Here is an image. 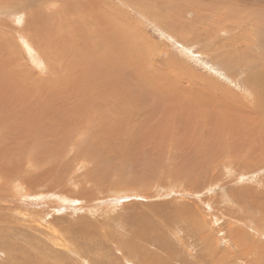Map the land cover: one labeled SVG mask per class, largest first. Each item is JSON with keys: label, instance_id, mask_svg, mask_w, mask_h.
<instances>
[{"label": "rangeland", "instance_id": "1", "mask_svg": "<svg viewBox=\"0 0 264 264\" xmlns=\"http://www.w3.org/2000/svg\"><path fill=\"white\" fill-rule=\"evenodd\" d=\"M16 1L0 0V97H16L20 127L23 124L29 126L33 114L44 113L50 115L48 119L57 127V132L66 135L58 140L51 133L47 135L45 130L32 131L38 132L40 142L45 143L46 151L50 153L40 156L37 167L30 168L23 160L18 175L15 174L13 184L17 196L14 195L5 205L12 207V212L0 208L1 247L7 250L10 241L34 246L35 252L42 255V264H86L87 259L94 264H181L183 261L185 264H203L204 261L207 264H264V123L259 116L261 111L264 115V103L256 108L262 91L252 82L254 74L264 79V26L257 23L264 17V0H58L57 7L44 12V15L51 14V21L43 22L47 18H42V28L38 23L34 25L35 19L20 11L22 7L19 0ZM25 1L38 6L44 0ZM142 1L147 7L151 5L153 11L146 9ZM219 4H227L229 10H239L218 11L214 6L220 9ZM196 6L201 8L200 12ZM14 7L19 9L17 17L12 13ZM212 7L215 11L210 10ZM247 15L254 22L247 20ZM216 20L217 23L213 22ZM48 24L51 28L47 33L45 26ZM242 24H246L247 29L257 24V31L246 37L247 29L240 27ZM22 32L28 34L36 49L33 35L39 41L47 38L46 47L52 49L49 59L38 49L42 54V63H38L40 60L27 50ZM39 33H42L41 37ZM244 43L249 46L246 50ZM260 53L262 61L257 58ZM16 83L21 84V88L18 86L14 90ZM107 90H112L113 96L108 100L112 112L105 108L107 100L99 107L87 103L90 99L97 102L95 93ZM85 95L86 101L83 100ZM125 96L134 104H124L127 102ZM80 100L88 105L78 103ZM98 114L99 118L96 117ZM116 126L124 127L116 131L133 136L125 134L123 139L117 135L115 140L112 139ZM96 129L101 141L94 138L85 144L74 145L65 140L76 131L90 133ZM106 129L110 131L107 130L108 137ZM20 131H23L20 137L23 147L17 145L20 150H27L31 143L25 129ZM210 133L216 136L226 153L225 143H229L227 146L235 147V150L243 147L245 150L242 151L246 153L247 150L253 160L245 161L243 155L231 160L227 155L225 160L232 164L223 167L211 152L203 156L192 149L193 155L185 154V140L192 143L203 141ZM179 138L183 141V150L176 146ZM205 140L209 142V138ZM3 142L0 146L6 145ZM200 158L204 159L203 166L199 162L195 166L190 164L193 159L200 161ZM56 164L61 167L58 169ZM194 167L197 176L184 181L182 175L188 177ZM116 189L122 190L127 197L114 202V197L119 194ZM67 193L80 200L64 203L60 197L67 196ZM62 204L67 207L62 208ZM85 204L91 205L85 207ZM194 207L202 212L195 213ZM18 211L24 213L17 214ZM179 212L186 213L187 217L178 218ZM197 215L207 218L210 223H199ZM9 216L13 220H24L17 223ZM215 217H220L221 224H215ZM32 219L33 224L37 223L35 229L30 228V223L24 224ZM108 219L114 229L123 232L120 236L132 245L130 254H124L121 247L118 249L108 237L98 233V226L109 222ZM145 223L152 225H148V232L144 231L150 241L146 236L141 238L136 230L138 225ZM240 231L244 235L240 236L241 246L232 248L231 244ZM106 232L112 233V230ZM118 234L113 232L112 236ZM16 252L15 258L20 259L22 253L20 256L19 251ZM7 255L8 252L5 255L0 250V264L13 263V260H7Z\"/></svg>", "mask_w": 264, "mask_h": 264}, {"label": "bare ground", "instance_id": "2", "mask_svg": "<svg viewBox=\"0 0 264 264\" xmlns=\"http://www.w3.org/2000/svg\"><path fill=\"white\" fill-rule=\"evenodd\" d=\"M15 1V3L17 2L16 0H14ZM47 1H49V2H47ZM19 5L22 7V8H19L20 9V11H23V12H25L26 14H28V17H31L32 19H35V21H34V25L35 24H39V28L41 27L42 28V23H40V22H42L41 20H43L44 19V17H46L47 19H45L43 22H50L51 20V14H48V15H44V12H46L47 11V13L48 12H50V11H52V8H54V7H57V4H60V3H58V0H44L43 2H42V4H40V5H38V6H32V5H29V3L28 2H26L25 0H19ZM211 3V2H210ZM233 3V2H232ZM142 4L144 5V7L146 8V9H148L149 11H153L152 10V8H151V5H150V7H147L146 6V3H144L143 1H142ZM236 4V3H235ZM242 4V3H241ZM249 4V3H248ZM247 4V5H248ZM258 4V3H257ZM220 5V4H219ZM243 5L244 6H246V4L245 3H243ZM228 5L227 4H224V5H220V9L218 8V6L217 5H215L214 6V8H217L216 10H224V12L225 13H228V12H226V11H234V10H239V9H236V8H230V10L228 9V7H227ZM231 6H233V5H231ZM237 6H239V4L237 5ZM241 6V5H240ZM243 6V7H244ZM256 6V5H255ZM189 7V6H188ZM199 7V6H198ZM242 7V6H241ZM249 7V6H248ZM257 7H258V5H257ZM210 8V7H209ZM214 8L212 7L210 10L211 11H215L214 10ZM245 8V7H244ZM253 8V7H252ZM19 9H17L16 7H14V10H13V14L15 13V15H16V17L18 16L17 15V12H19ZM195 9V8H194ZM196 9H197V12H200V9L199 8H197V6H196ZM195 9V10H196ZM250 9V8H249ZM50 10V11H49ZM189 10V9H188ZM202 10H204L203 8H202ZM252 10H255V8H253ZM210 11V12H211ZM204 12V11H203ZM248 12H249V10H248ZM252 12V11H251ZM0 13H1V10H0ZM205 13V12H204ZM214 13V12H213ZM235 13V12H234ZM234 13H231V14H234ZM252 13H254V14H258V12L257 11H253ZM262 14H263V12H261ZM260 13V14H261ZM53 14V13H52ZM231 14H229V15H231ZM240 14V13H239ZM259 14V15H260ZM251 15V14H250ZM250 15H247V18H248V16H250ZM186 16V15H185ZM180 17V16H179ZM184 17V16H183ZM209 18H211L210 16H208ZM214 17V16H213ZM228 17H230V16H228ZM227 17V18H228ZM43 18V19H42ZM215 18V17H214ZM217 18V17H216ZM225 19H227L226 17H224ZM242 18V17H241ZM250 18V17H249ZM247 19V20H250V22H254V21H252L251 19ZM252 18V17H251ZM256 18V17H255ZM263 18L264 17H261V19L257 22V23H259V24H261V25H263L264 26V20H263ZM203 20H204V18H203ZM215 20V19H214ZM235 20H238V19H235ZM246 20V22H249V21H247ZM254 20V19H253ZM219 21V20H218ZM244 21H245V19H244ZM244 21H242V23L244 22ZM256 21V20H255ZM213 22H216L217 23V20L216 21H213ZM212 22V23H213ZM237 22V21H236ZM241 23V22H240ZM245 23V22H244ZM222 24V23H221ZM247 25H249V23H246ZM246 24H242V26H240V27H246ZM49 25V24H48ZM45 26V29H46V32L48 33V30L51 28V26L49 25V26ZM214 25H216V24H214ZM52 26L54 27L55 26V24L53 23L52 24ZM209 26V25H208ZM220 26V25H219ZM224 26H226V25H224ZM236 26H237V24H236ZM197 27V26H196ZM217 27V25L215 26V28ZM221 27V26H220ZM223 27V26H222ZM221 27V28H222ZM229 27H231V26H229ZM229 27H227V28H229ZM257 27H258V25L257 24H255V27L254 28H249V29H247L248 27H246V28H244V29H247V34L245 35L246 37H250L251 35H253L252 34V32L254 31V32H256L257 31ZM38 27L36 26V29H37ZM203 28V27H202ZM214 28V27H213ZM226 28V27H225ZM234 29H236V28H234ZM233 29H231V31H232ZM18 31V30H17ZM50 31V30H49ZM198 31V30H197ZM214 31V30H213ZM217 31H218V29H217ZM220 31H222V30H220ZM227 31V30H226ZM225 31V32H226ZM262 31H263V29H262ZM55 32V31H54ZM53 32V33H54ZM57 32V31H56ZM235 32H237V30L236 31H233L232 32V34H235ZM27 33H29V31L27 32ZM262 33V32H261ZM58 33H54V35L55 36H57V37H59V35H57ZM230 34V33H229ZM62 35V34H61ZM22 36H23V38H24V41L26 42V45H28V49L27 50H29V52L31 53V55H35L34 57H35V59L36 60H40V61H38V63H42V54H40L39 53V50H42V51H44V53H45V55L48 57V59H49V57H50V52L52 51V49L50 50L48 47H46V41H47V38L45 39V41H39L36 37H35V35H33V37H32V41H35L37 44V48L39 49H36L35 48V46H34V44L31 42V40H30V37L28 36V34H26L25 32H22ZM39 36L41 37L42 36V33H39ZM229 36H231V35H229ZM211 38V37H210ZM243 38V37H242ZM242 38H239V39H242ZM258 38V37H257ZM233 39H235V37L233 38ZM256 39V38H255ZM221 40V39H220ZM236 40V39H235ZM228 41V40H227ZM255 41V40H254ZM261 41V40H260ZM24 42V43H25ZM230 42V41H229ZM223 43V42H222ZM232 43V42H231ZM204 44V43H203ZM227 44V43H226ZM225 44V45H226ZM255 44H257V43H255ZM264 44V43H263ZM43 45V46H42ZM49 45H51V44H49ZM55 45V44H54ZM56 45H58V44H56ZM217 45V44H216ZM240 45V44H239ZM243 45V44H242ZM244 45L245 46H247V43H244ZM189 47V46H188ZM208 47V46H207ZM42 48V49H41ZM52 48V47H51ZM227 48V47H226ZM232 48V47H231ZM244 48V47H243ZM243 48H241V49H243ZM249 48V46H247V47H245V50L246 49H248ZM233 49V48H232ZM235 49V48H234ZM238 49H239V47H238ZM231 50V49H230ZM229 50V51H230ZM243 51V50H242ZM248 51V50H247ZM56 52V51H55ZM58 52H60L59 50H58ZM232 52V51H231ZM42 53V52H41ZM233 53V52H232ZM250 53H251V50H250ZM255 53V52H254ZM253 53V54H254ZM226 55H228V53H226ZM240 55V54H239ZM229 56H231V55H229ZM233 56V55H232ZM235 56V55H234ZM249 56V55H248ZM253 56V55H252ZM263 55L260 53V54H258V57H257V55H256V57L257 58H259L260 59V61H262V57ZM255 57V58H256ZM64 58V57H63ZM231 58V57H230ZM223 59H225L224 57H223ZM234 59H236V56L234 57ZM264 59V58H263ZM46 60H47V58H46ZM255 60V59H254ZM233 61V60H232ZM66 62V61H65ZM256 62V61H255ZM60 64V63H59ZM63 64V63H62ZM263 61H262V67H263ZM39 65V64H38ZM43 65V64H42ZM60 66H62L61 64H60ZM75 66V65H74ZM72 67V66H71ZM74 68V67H73ZM78 68V67H77ZM254 70V69H253ZM264 71V70H263ZM261 72V71H260ZM263 74H264V72H263ZM18 75V74H17ZM250 75H252V74H250ZM21 76V75H20ZM23 76V75H22ZM60 77V76H59ZM8 78V77H7ZM18 78V77H17ZM95 79V78H94ZM98 79V78H97ZM251 79V78H250ZM14 80V79H13ZM15 80H16V78H15ZM14 80V81H15ZM21 80V79H20ZM19 80V81H20ZM43 80V79H42ZM100 80H101V78H100ZM103 80V79H102ZM101 80V81H102ZM5 81V80H4ZM30 81L31 80H29L28 82L30 83ZM57 82V81H56ZM108 82V81H107ZM252 82H253V84H256V85H258L259 86V88H260V90L262 91L261 93H259V102H258V105L256 106L255 104V106H256V108L258 107V106H262V104L264 103V79H263V77H262V79H260L259 77L257 78L256 77V75L254 74L253 75V79H252ZM18 83V82H17ZM16 83V87L14 88V90L18 87V86H20V88H21V84L19 85V84H17ZM45 83V82H44ZM49 83V82H48ZM76 83V82H75ZM15 83H13V85H14ZM46 84H47V82H46ZM97 84H98V82H97ZM36 85V84H35ZM34 85V86H35ZM99 85V84H98ZM109 85H111V84H109ZM33 86V87H34ZM106 86V85H105ZM104 86V87H105ZM121 86V85H120ZM47 87H48V85H47ZM115 87V86H114ZM35 88H37V86L35 87ZM43 88H44V86H43ZM42 88V89H43ZM33 89V88H32ZM39 89V88H38ZM251 88H250V86H249V90H250ZM45 90V89H44ZM46 90H48L47 88H46ZM78 90V89H77ZM251 91H253V90H251ZM41 92V91H40ZM17 94V92L15 91L14 92V94ZM20 93L21 92H19V95H20ZM47 93V92H46ZM27 94H29V93H27ZM32 94V93H31ZM111 94H112V90L110 91V90H107V91H103V92H96L95 93V99H98V101L97 102H94V101H92L91 99H90V101H88L87 103L88 104H92L93 106H97V107H99L100 106V104H102V105H104L105 103H101V102H103V101H105V100H110V98H112V96H111ZM115 94V93H114ZM5 95V94H4ZM18 95V96H19ZM118 95H119V93H118ZM17 96V98H20V97H18ZM33 96V95H32ZM120 96V95H119ZM122 96V95H121ZM136 96V95H135ZM27 97V96H26ZM79 97V96H78ZM92 97V96H91ZM145 97V96H144ZM27 98H29V97H27ZM103 98V99H102ZM125 98H126V96H125ZM43 99V98H42ZM46 99V98H45ZM122 99V98H121ZM127 99V102L126 103H124V104H134V103H132L133 102V100H131V101H128L129 99H131L130 97L128 98H126ZM83 100L84 101H86V95L83 97ZM83 100H80L78 103H80V104H83V105H88L87 103H85ZM120 100V99H119ZM15 101H16V97L15 96H12V95H6V96H3L2 98L0 97V126H2L1 128H0V144L3 142V140L5 139V141L4 142H6V147L5 146H0V208H4V210L6 209V210H8V211H10V212H12L11 210H12V207H5V205H6V202L9 200V203H10V199H12V197H15V196H17V193L16 192H14V189H15V186H14V181H15V179H16V177L17 176H15V174L16 175H18V171H19V167H21V165L23 164L22 163V161L24 160V161H26V162H28V164H29V166H30V168H32V167H37L38 166V163H37V161H39V160H41L40 159V156L41 155H47V154H49L50 153V151H46L47 149H46V145H45V143H41L40 142V137H39V135H38V132H32L33 130L35 131V130H37L38 128V130H45V132H46V134L47 135H50V133L56 138V139H62L63 137H65V133L64 132H57V127H55V126H53V124L50 122V119H48L49 117H50V115H46V114H44V113H35V114H33V117L31 118V120H30V125L29 126H26V124L24 125H22V127H20V124H19V117H18V113H17V109H16V105H15ZM255 101V100H254ZM51 102V101H50ZM49 101H48V103H50ZM124 102V101H123ZM142 102V101H141ZM254 103H257L256 101L254 102ZM34 104H36V103H34ZM109 104H110V102L108 101V104L107 105H105V108H108L109 109V111H111L112 112V107H111V105L109 106ZM142 104V103H141ZM114 105V104H113ZM121 105V104H120ZM35 106V105H34ZM109 106V107H108ZM128 106V105H127ZM145 106V105H144ZM39 107V106H38ZM114 107V106H113ZM117 108H119V107H117ZM116 108V109H117ZM126 108V107H125ZM263 107H261L260 109H262ZM36 109V108H35ZM39 109H40V107H39ZM66 109V108H65ZM130 109V108H129ZM100 110H101V108H100ZM106 110V109H105ZM36 111H38V110H36ZM35 111V112H36ZM73 111V110H72ZM243 111V110H242ZM251 111V110H250ZM7 112V114H6V116H3V114H5ZM70 112V111H69ZM97 112V111H96ZM262 112V111H261ZM260 112V117H261V119H262V121L261 122H263L264 123V115H262L263 113H261ZM46 113H47V111H46ZM79 113V112H78ZM154 113V112H153ZM254 113V112H253ZM100 114V113H99ZM99 114L98 115H96V117L97 118H99L100 116H99ZM221 114V113H220ZM74 115V114H73ZM22 116V115H21ZM64 116V115H63ZM99 116V117H98ZM106 116V115H105ZM259 116H255V119H258L259 118ZM258 117V118H257ZM92 118V117H91ZM17 119H18V121H17ZM22 119H24V116H22ZM255 119L253 120V121H255ZM260 119V118H259ZM99 120V119H98ZM82 121H84V120H82ZM90 121H93V120H90ZM89 121V122H90ZM260 121V120H259ZM17 122H18V124H17ZM94 122V121H93ZM24 123V122H23ZM62 123V122H61ZM66 123V122H65ZM92 123V122H91ZM97 124H98V122H96ZM100 123H102V122H100ZM78 124H81V123H78ZM102 124H104V123H102ZM114 124V123H113ZM260 124V123H259ZM262 124V123H261ZM62 125V124H61ZM66 125V124H65ZM70 125V124H69ZM99 125V124H98ZM253 125V124H252ZM26 126V127H25ZM72 126V125H71ZM102 126V125H101ZM255 126V125H254ZM82 127H83V125H82ZM87 128H88V125L86 126ZM96 127V126H95ZM105 127V126H104ZM256 127V126H255ZM263 127H264V125H263ZM263 127H262V129H263ZM25 129V135L27 134V140L31 143V148H29V149H22V150H20L21 149V147L20 146H22L23 147V144L21 143V139H20V137H21V133L23 132V131H20V129ZM52 128V129H51ZM62 128H63V126H62ZM76 128V127H75ZM92 128V127H91ZM97 128H99V127H97ZM112 128H114V126L112 127ZM123 128L124 127H117L116 126V129H113L114 130V132L115 133H113V136H115L114 138L112 137V139H116L119 135H121V136H123V139L125 138V134L126 135H128V136H130V137H132L133 135L131 134V133H128V132H125V131H121V132H119V131H116V130H123ZM151 128V127H150ZM149 128V129H150ZM28 129V130H27ZM69 129V128H68ZM89 129V128H88ZM101 129H104V128H102L101 127ZM153 129H154V127H153ZM190 129V128H189ZM216 129V128H215ZM260 129V128H259ZM37 130V131H38ZM107 130L109 131V129H106V131H105V135L107 134ZM112 130V131H113ZM128 130H130V129H128ZM157 130H158V128H157ZM201 130V129H200ZM70 131V130H69ZM98 129H96V130H92V131H89L90 133H88V131H76V134H73L72 136L69 134L66 138H65V140H67L68 142H72L71 144H73L74 143V145L76 144H79V143H84L85 144V142H87V141H89V140H92V139H94V138H96L95 140L96 141H101V137H98V135L100 134H98ZM146 131V130H145ZM195 131V130H194ZM261 131V130H260ZM110 132V131H109ZM154 132V131H153ZM181 132V131H180ZM198 132V131H197ZM220 132V131H219ZM72 133H75L74 131H72ZM71 133V134H72ZM101 133H103V132H101ZM142 133V132H141ZM191 133V132H190ZM204 133V132H203ZM4 134H5V136H6V138L4 137ZM46 134L44 133V139H45V141L47 142L48 141V137L46 136ZM136 134H137V132H136ZM148 134V133H147ZM153 134V133H152ZM215 134V133H214ZM118 135V136H117ZM139 135V134H138ZM141 135V134H140ZM177 135H179V137H180V133L178 134L177 133ZM242 135V134H241ZM249 135V134H248ZM264 135V134H263ZM103 136V135H102ZM107 136V135H106ZM106 136H105V138H106ZM188 136H190V135H188ZM196 136H198V135H195V137ZM199 136H201V135H199ZM220 136V135H219ZM238 136V135H237ZM108 137V136H107ZM144 137V136H143ZM148 137V136H147ZM157 137H159V136H157ZM160 137H161V135H160ZM195 137H193V138H195ZM201 137H203V136H201ZM205 137V136H204ZM215 137L216 136H212L211 135V133H210V135H208L206 138L208 139L209 138V142L208 143H206V141L207 140H203V141H200L199 140V142H194V143H192L190 140L188 141V140H185L184 141V143H183V141L182 140H180V138H179V140H177V142H176V146H177V148H178V150L179 149H182L183 150V148L184 147H181V146H183V144H184V146H186L185 147V151H186V155L187 156H191V155H193V150L192 149H194V151H196V153H199V154H201V155H203L204 156V154H207L208 152H211V153H213L212 154V157H214L215 158V160L217 161V163L218 162H220V163H223V167H227V165H230L231 166V160H233L232 158H236V157H238V156H241V155H243L244 157H243V159L245 160V161H248V160H251L252 159V156H251V154H249L248 152H247V150H246V153H244L242 150H245L243 147H241V148H237L236 150H235V147H228L227 145L229 144H226L225 143V145H226V147H225V149H228L227 150V153L225 152V150H223L222 149V144L219 142V140L218 139H215ZM231 137V136H230ZM250 137V136H249ZM183 138V137H182ZM191 138V137H190ZM200 138V137H199ZM218 138V137H217ZM225 138V137H224ZM104 139V138H103ZM102 139V140H103ZM143 139V138H142ZM146 139V138H145ZM160 139V138H159ZM198 139V138H197ZM201 139V138H200ZM195 140V139H194ZM226 141H228L227 139H225ZM249 140V139H248ZM252 140V139H251ZM258 140H260V139H258ZM159 141V140H158ZM162 141V140H161ZM3 142V143H4ZM64 142V141H63ZM68 142H66V145H68ZM90 142V141H89ZM110 142V141H109ZM149 142V141H148ZM58 143V142H57ZM100 143V142H99ZM183 143V144H182ZM20 145V146H18V145ZM63 144V143H62ZM163 144H165V143H163ZM187 144H189L188 146H187ZM257 144H259V143H257ZM59 145V144H58ZM230 145V144H229ZM250 145V144H249ZM84 146V145H83ZM101 146V145H100ZM105 146V145H104ZM176 146H174V147H176ZM106 147V146H105ZM108 147H109V145H108ZM108 147H106V148H108ZM111 147V146H110ZM245 147V146H244ZM59 148V147H58ZM61 148H65V147H61ZM78 148V147H77ZM102 148H104V147H102ZM79 149V148H78ZM97 149V148H96ZM165 149V148H164ZM69 150H72V149H70L69 148ZM76 150V149H75ZM160 150H161V148H160ZM163 150V149H162ZM182 150H180V151H182ZM250 151V150H249ZM264 151V150H263ZM262 151V152H263ZM54 152V151H53ZM84 152V151H83ZM113 152V151H112ZM59 153V152H58ZM100 153V152H99ZM55 154H56V152H55ZM96 154V153H95ZM154 154V153H153ZM156 154V153H155ZM97 155H98V153H97ZM100 155V154H99ZM110 155H112V154H110ZM178 155V154H177ZM227 155L228 156H231V160H230V163L231 164H228V160H225L226 159V157H227ZM263 155V154H262ZM59 156H60V154H59ZM62 156V155H61ZM89 156H91V155H89ZM88 156V157H89ZM113 156V155H112ZM152 156V155H151ZM186 156V157H187ZM261 156V153L259 154V157ZM102 157V156H101ZM109 157V156H108ZM111 157V156H110ZM210 157V156H209ZM58 158H60V157H58ZM91 158V157H90ZM97 158H99V157H97ZM177 158V157H176ZM207 158V157H206ZM261 158V157H260ZM70 159V158H69ZM111 159V158H110ZM137 159V158H136ZM181 159V158H180ZM228 159V158H227ZM48 160V159H47ZM46 160V161H47ZM65 160V159H64ZM74 160V159H73ZM72 160V161H73ZM78 160H80V159H78ZM78 160L76 161V162H78ZM90 160V159H89ZM148 160V159H147ZM150 160V159H149ZM177 160V159H176ZM189 160V159H188ZM204 159L203 158H200V161L198 160V161H195L194 159L192 160V162L190 163L191 165H194L195 166V164H198V162H199V164L201 165V166H203V161ZM208 160V159H207ZM235 160V159H234ZM253 160V159H252ZM251 160V161H252ZM255 160V159H254ZM264 160V159H263ZM49 161V160H48ZM52 161H54V160H52ZM51 161V162H52ZM84 161H86L85 159H84ZM92 161V160H91ZM102 161H104V160H102ZM209 161V160H208ZM214 161V160H213ZM50 162V163H51ZM59 162V161H58ZM106 162H108V161H106ZM111 162V161H110ZM237 162H239V161H237ZM243 162V161H242ZM49 163V164H50ZM100 163V162H99ZM202 163V164H201ZM210 163V162H209ZM261 163V162H260ZM55 164V163H54ZM213 164V163H212ZM26 165V164H25ZM47 165V164H46ZM57 165V164H56ZM65 165V164H64ZM106 165H108V167H109V164H106ZM105 165V166H106ZM140 165H142L141 163H140ZM214 165V164H213ZM233 165H234V163H233ZM58 166V165H57ZM139 166V165H138ZM54 167V166H53ZM61 167V166H60ZM59 166H58V169L60 168ZM68 167V166H67ZM66 167V168H67ZM147 167V166H146ZM175 167V166H174ZM191 167V166H190ZM205 167H206V165H205ZM204 167V168H205ZM65 168V167H64ZM103 168V167H102ZM125 168V167H124ZM141 168V167H140ZM55 169V168H54ZM63 169V168H62ZM69 169V168H68ZM111 169V168H110ZM197 168L196 167H194V170H192L191 172H190V174L191 175H188V177H186V176H184V174L182 175L183 177H185L184 178V181L185 180H189L191 177L193 178V177H196L197 176V174H198V171L196 170ZM27 170H30V169H28L27 168ZM151 170V169H150ZM159 170V169H158ZM173 170V169H172ZM186 170H187V168H186ZM229 171H231V169H228ZM54 171V170H53ZM56 171V170H55ZM112 171V170H111ZM117 171V170H116ZM156 171V170H155ZM188 171H190V170H188ZM194 171H196L197 173L195 174L194 173ZM232 171H233V169H232ZM235 171V170H234ZM248 171V170H247ZM61 172V171H60ZM64 172V171H63ZM67 172V171H66ZM70 172V171H69ZM214 172V171H213ZM65 173V172H64ZM63 173V174H64ZM74 173V172H73ZM210 173H211V171H210ZM215 173V172H214ZM66 174V173H65ZM68 174V173H67ZM70 174V173H69ZM68 174V175H69ZM115 174V173H114ZM154 174V173H153ZM188 174V173H187ZM246 174V173H245ZM248 174V173H247ZM124 175V174H123ZM143 175V174H142ZM200 175H201V173H200ZM63 176V175H62ZM162 176V175H161ZM202 176H203V174H202ZM259 176V175H258ZM103 177H104V175H103ZM125 177V176H124ZM147 177V176H146ZM199 177V176H198ZM212 177H213V175H212ZM215 177V176H214ZM250 177V176H249ZM68 178V177H67ZM66 178V179H67ZM216 178V177H215ZM48 179V178H47ZM79 180V179H78ZM251 180V179H250ZM71 181V180H70ZM252 181V180H251ZM24 182V181H23ZM22 182V183H23ZM68 182V181H67ZM129 182V181H128ZM260 182H261V180H260ZM173 183V182H172ZM190 183V182H189ZM27 184V183H26ZM42 184V183H41ZM102 184H104V183H102ZM175 184V183H174ZM17 185V184H16ZM30 185V184H29ZM37 185V184H36ZM183 185V184H182ZM42 186V185H41ZM64 186V185H63ZM113 186V185H112ZM130 186H132V185H130ZM45 187V186H44ZM65 187V186H64ZM99 187V186H98ZM108 187V186H107ZM169 187V186H168ZM186 187V186H185ZM67 188V187H66ZM70 188V187H69ZM68 188V189H69ZM74 188V187H73ZM184 188V187H183ZM253 188V187H252ZM32 189H34V188H32ZM62 189V188H61ZM65 189V188H64ZM66 190V189H65ZM73 190V189H72ZM81 190V189H80ZM30 191V190H29ZM28 191V192H29ZM79 191V190H78ZM98 191H101V190H98ZM116 191V193H119V194H117L115 197H114V199L113 200H115L114 202H117V201H121L123 198H125V197H127V195H123L122 193H121V191H118L117 189L115 190ZM47 192V191H46ZM71 192V191H70ZM76 192V191H75ZM80 192V191H79ZM113 192V191H112ZM144 192V191H143ZM245 192V191H244ZM24 193V192H23ZM40 193H42V192H40ZM48 193V192H47ZM72 193V192H71ZM74 193V192H73ZM51 194V193H50ZM56 194V193H55ZM54 194V195H55ZM65 194H66V192H65ZM76 194V193H75ZM82 194V193H81ZM100 194V193H99ZM114 194V193H113ZM144 194V193H143ZM15 195V196H14ZM36 195V194H35ZM53 195V196H54ZM60 195V194H59ZM69 195H72V194H69ZM68 195V193H67V196H61L60 198L62 199V201L64 202V203H70V202H74V201H79L80 199L78 198V199H76V198H73V197H71V196H69ZM95 195V194H94ZM28 196H29V194H28ZM31 196V195H30ZM78 196V195H77ZM85 196V195H84ZM92 196V195H91ZM96 196V195H95ZM108 196V195H107ZM21 197V196H20ZM33 197V196H32ZM83 197V196H82ZM87 197V196H86ZM97 197H99V196H97ZM31 198V197H30ZM40 198H41V196H40ZM17 199H18V197H17ZM28 199V198H27ZM37 199V198H36ZM47 199V198H46ZM84 199V198H83ZM90 199V198H89ZM99 199V198H98ZM44 200V199H43ZM94 200V199H93ZM17 201H19V199L17 200ZM37 201H38V199H37ZM60 201V200H59ZM61 201V202H62ZM96 201V200H95ZM98 201V200H97ZM39 202V201H38ZM44 202V201H43ZM42 202V203H43ZM94 202V201H93ZM8 203V202H7ZM36 203V202H35ZM41 203V204H42ZM60 203V202H59ZM85 203V202H84ZM39 204V203H38ZM40 204V205H41ZM46 204V203H45ZM55 204V203H54ZM54 204H52L53 206H54ZM61 204V203H60ZM67 204H65V205H67ZM94 204H96V202L94 203ZM98 204V203H97ZM96 204V205H97ZM15 205V204H14ZM31 205V204H30ZM29 205V206H30ZM43 205V204H42ZM50 205V204H49ZM57 205V204H56ZM63 205V204H62ZM61 205V207L62 208H66L67 206H62ZM86 206L85 207H87L88 205H91V204H85ZM98 205H100V204H98ZM16 206V205H15ZM26 206V205H25ZM28 206V207H29ZM58 206H59V204H58ZM93 206V205H92ZM60 207V208H61ZM199 207V206H198ZM196 208V207H194V211H195V213H197V212H202V209H199V208ZM30 208V207H29ZM28 208V209H29ZM48 208V207H47ZM52 208V210H53V208L54 207H51ZM51 208H49V209H51ZM57 208V207H56ZM59 208V209H60ZM190 208V207H189ZM24 209V208H23ZM32 209V208H31ZM55 209V208H54ZM109 209V208H108ZM186 209H188V208H186ZM22 210V209H21ZM47 211H50V210H48V209H46ZM79 210V209H78ZM189 210V209H188ZM17 211V210H16ZM23 211V210H22ZM22 211H18L17 212V214H22V213H24V212H22ZM65 211V210H64ZM67 211H69V210H67ZM71 211V210H70ZM75 211V210H74ZM80 211V210H79ZM184 211V210H183ZM192 211V210H191ZM46 212V211H45ZM57 212V211H56ZM72 212V211H71ZM28 213V212H27ZM43 213V212H42ZM46 213H48V212H46ZM46 213H44V214H46ZM180 213V212H179ZM54 214V213H53ZM89 214V213H88ZM99 214V213H98ZM49 215H51V214H49ZM145 215V214H144ZM159 215V214H158ZM186 215V213L184 214V212L183 213H180V214H178L177 215V217L179 218H181V219H184L185 217H187V216H185ZM193 215H194V213H193ZM200 215H201V213H200ZM204 215V214H203ZM52 216V215H51ZM146 216H148V215H146ZM168 216V215H167ZM198 216V215H197ZM48 217V216H47ZM63 217V216H62ZM106 217V216H105ZM114 217V216H113ZM184 217V218H183ZM199 217V216H198ZM6 218H8V217H6ZM9 218L12 220V221H14V222H17V223H21L22 221L21 220H24V219H20L19 221L18 220H13L10 216H9ZM46 218V217H45ZM140 218V217H139ZM204 218L205 217H199V219H200V221H199V223H202V224H204V223H206V222H208V219L207 218H205V220H204ZM219 218L220 217H215V220H214V222H215V224L216 223H219V224H221L220 223V221H219ZM17 219V218H16ZM40 219V218H39ZM122 219V218H121ZM145 219V218H144ZM180 219V220H181ZM187 219V218H186ZM37 220V219H36ZM46 220H47V218H46ZM112 220H115V219H112ZM117 221H118V219H116ZM135 220V219H134ZM142 220V219H141ZM146 220V219H145ZM168 220V219H167ZM198 220V219H197ZM27 221V220H26ZM34 220L32 219V220H29L28 222H26V223H24V224H27V223H30L31 224V226H30V228L32 229V228H36V224H33L32 222H33ZM41 221V220H40ZM88 221V220H87ZM108 221H109V219H108ZM122 221V220H121ZM37 222V221H36ZM86 222V221H85ZM135 222V221H134ZM141 222V221H140ZM190 222V221H189ZM188 222V223H189ZM197 222V224H198V221H196ZM236 222V221H235ZM248 222V221H247ZM102 223V222H101ZM114 223V222H113ZM112 223V224H113ZM139 223V222H138ZM150 223V222H149ZM208 223H210V222H208ZM213 223V222H212ZM233 223V222H232ZM40 224V223H39ZM53 224V223H52ZM111 223H110V221L109 222H106L105 224H101V225H99L98 227H99V230H100V232L98 231V233L100 234V235H102V236H106V237H108L109 238V240H110V242H114L115 243V245H116V247L119 249V247H121V249H122V251L124 252V254L126 253V254H128L130 251H129V249H131L132 248V245H130V243H129V241L126 239V238H124L123 236L121 237L120 236V234H123V232H119V230L117 229V228H113V226H111L110 225ZM126 224V223H125ZM142 224V223H141ZM138 225V228L136 229L137 230V233L139 232V235L141 236V238H142V236H146V234H145V232L144 231H146V232H148L147 231V229H148V225H150V224H144V225ZM191 224V223H190ZM69 225V224H68ZM89 225V224H88ZM91 225H94L93 223H91ZM131 225V224H130ZM194 225H196V224H194ZM46 226V225H45ZM47 226H49V225H47ZM59 226V225H58ZM102 226V227H101ZM122 226H123V228L124 229H126L125 228V226L122 224ZM150 226H152V225H150ZM220 226V228L222 227L221 225H219ZM37 227H39V225L37 226ZM69 227H70V225H69ZM73 227V226H72ZM100 227H101V229H100ZM191 227V226H190ZM234 227V226H233ZM29 228V229H30ZM48 228V227H47ZM66 228V227H65ZM91 228V227H90ZM97 228V227H96ZM96 228H95V230H96ZM154 228V227H153ZM168 228V227H167ZM181 228V227H180ZM188 228H189V226H188ZM50 229H52V227L50 228ZM69 229V228H68ZM89 229V228H88ZM128 229H130V228H128ZM133 229V228H132ZM150 229V228H149ZM192 229V228H191ZM252 229V228H251ZM27 230V229H26ZM108 230H112V233L114 232V233H116V232H118L119 234L118 235H114V236H112V233L111 232H106V231H108ZM235 230V229H234ZM35 231V230H34ZM84 231V230H83ZM82 231V232H83ZM93 231V230H92ZM125 231V230H124ZM133 231H134V229H133ZM184 231H186V230H184ZM219 231H223V230H220L219 229ZM232 231V230H231ZM236 231V230H235ZM234 231V232H235ZM27 232V231H26ZM38 232H40V231H38ZM46 232H47V230H46ZM65 232V231H64ZM104 233V232H106V233H104V234H102V233ZM151 232V231H150ZM153 232H155V231H153ZM238 232V231H237ZM56 233V232H55ZM60 233H62L61 231H60ZM84 233H85V231H84ZM93 233V232H92ZM97 233V234H98ZM107 233H108V235H107ZM178 233V232H177ZM180 233V232H179ZM232 233V232H231ZM255 233V232H254ZM258 233V232H257ZM263 233V232H262ZM46 234V233H45ZM52 234V233H51ZM65 234V233H64ZM86 234V233H85ZM93 234H95V233H93ZM153 234V233H152ZM156 234V233H155ZM158 235H159V233H157ZM61 235V234H60ZM241 235H243L242 233H241V231H240V235H238V238L236 237L235 239H234V241L232 242V248H235V247H240L241 246V242H240V240H241V238H240V236ZM260 235H262V234H260ZM24 236V235H23ZM26 236V235H25ZM48 236V235H47ZM66 236V235H65ZM90 236V235H89ZM88 236V237H89ZM148 237H149V235H147ZM147 236L145 237L146 239H148L147 238ZM152 236V235H151ZM155 235H153L152 237H154ZM203 236H204V234H203ZM232 236V235H231ZM244 236V235H243ZM242 236V237H243ZM26 238H27V236L25 237V241H26ZM53 238V237H52ZM57 238H58V236H57ZM74 238H76V237H74ZM80 238V237H79ZM82 238V237H81ZM136 238V237H135ZM144 238V241H146V239ZM180 238V237H179ZM245 238V237H244ZM51 239V238H50ZM139 239V238H138ZM150 239V238H149ZM148 239V240H149ZM153 239V238H152ZM203 239H205V238H203ZM52 240V239H51ZM155 240V239H154ZM153 240V241H154ZM225 240V239H224ZM224 240H222L223 242H224ZM89 241V240H88ZM87 241V242H88ZM150 241V240H149ZM152 241V240H151ZM156 241V240H155ZM159 241H160V239H159ZM180 241H182V240H180ZM184 241V240H183ZM209 241V240H208ZM52 242H54V241H52ZM61 242H62V240H61ZM74 242V241H73ZM136 242V241H135ZM206 242V241H205ZM56 243H57V241H56ZM63 243V242H62ZM61 243V244H62ZM68 243V242H67ZM67 243H65V244H67ZM71 243H72V241H71ZM70 243V244H71ZM147 243V242H146ZM225 243V242H224ZM245 243V242H244ZM53 244V243H52ZM59 244V243H58ZM64 244V245H65ZM112 244V243H111ZM208 244V243H207ZM246 244V243H245ZM54 245H57V244H54ZM60 245V244H59ZM63 245V246H64ZM164 245V244H163ZM221 245V244H220ZM247 245V244H246ZM58 246V245H57ZM62 246V245H61ZM70 246V245H69ZM196 246H198V245H196ZM252 246H254V245H252ZM59 247V246H58ZM65 247V246H64ZM76 247V246H75ZM74 247V248H75ZM106 247V246H105ZM207 247V246H206ZM245 247H247V246H245ZM80 248V247H79ZM211 248V247H210ZM58 249V248H57ZM77 249V248H76ZM167 249V248H166ZM212 249V248H211ZM229 249V248H228ZM247 250H250V248L249 247H247L246 248ZM0 250L2 251V253L3 254H5L6 255V252H8V255H7V260H13V263L12 264H42V262H43V260H41L42 259V255H39L38 254V252H35V250H36V248H34V246H24V245H22L20 242H17V241H10L9 242V245H8V249L7 250H5L3 247H1V245H0ZM19 251V253H20V256H21V253H22V257H20V259H18V258H15V256H16V251ZM78 250V249H77ZM235 250V249H234ZM242 250H243V248H242ZM245 250V249H244ZM73 251H74V249H73ZM216 251V250H215ZM230 252H232L231 250H229ZM77 252V251H76ZM196 252V251H195ZM251 252V251H250ZM207 253V252H206ZM236 253V252H235ZM130 254V253H129ZM210 254V253H209ZM244 254V253H243ZM223 255H225V254H223ZM246 255H248V251H247V254ZM154 256V255H153ZM79 257V256H78ZM211 257V256H210ZM81 258H83V257H81ZM117 258V257H116ZM127 258V257H126ZM212 258V257H211ZM223 258V257H222ZM210 259V258H209ZM86 260V259H85ZM149 260V259H148ZM198 260V259H197ZM199 260H200V258H199ZM114 261V260H113ZM86 262V264H94L93 263V261H89V259H87V261H85ZM149 262V261H148ZM49 263V262H48ZM113 263V262H112ZM199 263H201V262H199ZM208 262H205L204 261V263L203 264H207ZM147 264V263H146ZM150 264H152L151 262H150ZM165 264V263H164ZM166 264H168V263H166ZM181 264H185V262L183 261V262H181ZM210 264H211V262H210ZM214 264H216V263H214Z\"/></svg>", "mask_w": 264, "mask_h": 264}]
</instances>
